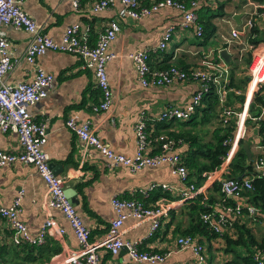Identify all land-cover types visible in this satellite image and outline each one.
<instances>
[{"label": "crops", "instance_id": "1", "mask_svg": "<svg viewBox=\"0 0 264 264\" xmlns=\"http://www.w3.org/2000/svg\"><path fill=\"white\" fill-rule=\"evenodd\" d=\"M93 1L76 0L77 4L73 6L70 0H24L20 8L31 18L37 31L55 41L61 38L67 26L76 24L79 33L84 34L88 43L93 45L110 20L117 22L119 31L108 45L107 51L111 58L104 67L109 89V105L106 110L93 109L99 103L101 93L96 86L93 71L81 68L80 60L75 55L46 50L36 56L32 63H27L24 52L30 34L10 25L2 26L7 50L13 62L12 68L4 76V81L8 84L29 82L36 69L52 76L45 96L29 105L27 110L31 119L43 124L45 128L46 137L42 149L48 155L50 169L53 175L62 179L64 195L89 230L90 240L103 238L109 222L115 217L111 206L112 198H133L146 206H152L160 198L170 201L177 198L182 183L165 164L144 167L137 171L115 164L72 134L65 126L66 120L73 118L79 123L87 122L97 138L113 153L133 159L136 149L133 128L136 121L143 118L147 130L145 155L161 152L160 137L172 138L180 134V142L174 144L168 153H177L183 158L186 154L194 153L195 147L185 140V133L209 142V137H213V130L215 132L216 129L215 120L206 115L207 124L204 125L203 133H200L197 129L190 131L189 123L192 121H159L155 118L165 107H184L197 89L198 83L186 80L167 87H143L136 76L130 55L145 51L151 68L173 63L183 69L200 67L203 55L208 58L219 56L229 79L231 65L240 67L238 63L244 57L243 52L249 57L246 50H240L241 44L237 40H231L229 36L230 29L237 27V23L243 19L241 13L244 11V0H228L223 7V15L210 19L213 31L206 41L198 40L191 29L178 28L181 16L176 9L161 8L139 20H132L118 17L119 0H111L107 9L98 12L90 10ZM138 1L147 5L155 0ZM196 1L198 18L200 10H208L211 14L217 7L212 0ZM235 14L238 15V22L233 18ZM170 26L174 27L170 40L163 49H158L157 43L164 30ZM239 39L243 41L245 37L240 36ZM221 49H225L229 55L228 62L220 56ZM245 71L242 72L243 76H246ZM234 75L242 77L239 71L234 72ZM227 102L228 100L224 104ZM200 105L205 106L202 102ZM230 106L235 108L237 104ZM202 115V111L196 112L191 120L198 118L201 123H205ZM216 122L220 127L218 120ZM206 133L207 138L204 139ZM253 134V131H247L238 147L241 148V142L245 140L250 159L256 151L251 141ZM19 149L15 133L0 132V150L16 153ZM186 170L191 174L187 181L193 183V172L187 166ZM151 184H165L168 190H148ZM19 192V219L31 236L38 234L46 219H51L64 230L59 235L50 229L40 244L29 245L39 247L32 249L31 256L39 257L40 261L26 264L53 263L64 256L65 251L77 248V242L62 213L56 208L48 207L45 184L33 166L24 163L0 166V206H7ZM208 193L214 198L218 197L212 190ZM191 204L192 200H188L173 206L151 235L149 220L127 217L119 228L121 239L136 244L143 251L167 252L175 245L176 237L184 235L181 232L189 225L188 209ZM217 209L221 210L219 207ZM10 234L9 225L0 218V264H8L5 259L6 248L10 247L9 244L12 245L9 242ZM205 245L204 264H225L226 260L232 258L231 253L222 251L220 239H210L209 244ZM24 256L25 252H17L16 260L12 259L10 264H17ZM97 256L98 264H147L134 263L123 249L114 255L99 251ZM192 257L190 249L185 248L168 254L162 262L155 264H188Z\"/></svg>", "mask_w": 264, "mask_h": 264}, {"label": "built area", "instance_id": "2", "mask_svg": "<svg viewBox=\"0 0 264 264\" xmlns=\"http://www.w3.org/2000/svg\"><path fill=\"white\" fill-rule=\"evenodd\" d=\"M24 0H0V132L11 131L17 135L19 151L16 153L0 150V166L14 163H24L33 166L34 170L43 180L48 196V207L58 209L77 242V248L67 250L58 261L48 264H98V252L105 251L116 254L119 250H125L129 259L134 263L155 264L162 262L168 254L188 248L192 252V259L188 264H204L206 251L201 243L189 235L176 237L175 245L167 252H149L139 249L136 244L121 239L120 226L127 217L137 220H149V234L151 235L160 226L162 219L173 206L194 199L197 195L206 194V188L213 182L219 183V189L224 196L230 197L239 190L251 189L250 179L245 176L240 181L230 177H223L227 165L232 160L239 147V141L247 135V131H253L251 141L255 154L249 160L251 172L264 175V39H256L254 43L248 41L255 35L250 34V29L256 19L264 26V3L255 4L250 0H244L243 19L237 23V27L231 28L229 36L231 40H237L241 44L242 51L249 54L246 66V83L242 90L231 88L223 61L219 56L208 58L203 55L200 67L182 69L175 65L166 68H151L148 63V54L138 51L130 55L136 76L143 87H167L178 81L193 80L198 83L197 89L190 96L189 102L184 107H165L156 115L155 120H189L196 107L200 106L202 97L210 91L216 96L217 120L222 128L231 124L229 136L222 141L226 146L225 154L220 165L211 172H202V180L199 184L188 182V173L182 162V157L177 153H168L175 144L172 138L160 137L161 152L156 155H145L147 142V130L145 120L140 118L134 124V136L136 149L133 159L113 153L95 135L87 122L79 123L73 118L65 122L66 128L86 145L96 149L101 156L111 160L115 164H122L130 171H137L144 167H156L162 164L168 165L170 172L178 177L182 183L175 199L166 200L160 198L152 206H146L133 198H112L111 206L115 217L109 222L106 234L101 239L90 240L89 230L84 226L80 217L72 207L63 192L62 179L53 175L47 153L42 149L45 142L46 131L41 123L31 119L27 110L28 106L45 96L52 76L41 69H36L29 82L8 84L4 81L5 74L12 68V60L7 50V43L2 26L10 25L16 29H22L30 34V40L25 48L24 59L32 63L36 56L46 50L66 52L75 55L80 60L81 68H89L93 71L96 86L100 90L99 103L94 110H106L109 105V89L105 74V63L111 58L108 53V45L119 31L115 20H110L98 34L93 45L88 43L87 37L79 33L76 24L67 26L58 41L35 29L29 16L20 8ZM76 6V0H70ZM111 0H94L90 10L98 12L107 9ZM119 18L139 20L158 9L173 8L180 13L178 28L191 29L195 37L200 38L202 27L198 22L196 0H155L147 5L140 4L138 0H119ZM259 10V11H258ZM174 27L166 28L157 43L158 49H163L170 40ZM244 36L243 41H239ZM248 56V55H247ZM222 62H221V61ZM223 68L220 69V65ZM233 93L241 96V102L237 107L225 106L227 95ZM159 188L168 190L165 184H151L148 190ZM19 192L7 206H0V218H3L10 227L9 242L13 246L22 244H40L48 230L53 229L59 235L64 233L62 228L54 224L51 219H46L39 232L31 236L23 222L19 219ZM241 202L233 207L215 205L210 213L200 215L202 222L209 224L214 231H220L224 215H238ZM249 215H254L256 209L250 204H244ZM219 207L221 210H218ZM217 213V214H216ZM264 251H256L253 260L256 264H262Z\"/></svg>", "mask_w": 264, "mask_h": 264}, {"label": "trees", "instance_id": "3", "mask_svg": "<svg viewBox=\"0 0 264 264\" xmlns=\"http://www.w3.org/2000/svg\"><path fill=\"white\" fill-rule=\"evenodd\" d=\"M212 1H214L217 5L214 12L209 15H206L208 10H200L199 12L200 17L198 18V22L202 27V34L198 40L202 39V41H206L210 37L213 31V25L211 24L210 19L214 16L221 17L223 15V7L228 0ZM250 1L255 4L264 3V0ZM250 34L255 35L253 38H248V41L251 43H254L256 39H264V26L260 25L259 19L255 20L253 26L250 29ZM248 60L249 58L246 56L243 58V63L247 65ZM168 65L175 64H164L160 66V68H166ZM236 71L241 73V70H239L237 65H231L228 85L236 90H242L244 84L246 83L247 77H235L234 72ZM229 96H231V99ZM241 99V96L229 93L226 98V101L228 100V102L224 105L228 107L234 104L239 105ZM201 102L204 103L205 106L202 107L200 105L196 107L192 117L196 112L202 111L203 115L201 118L206 121V115L208 117L210 111H212L216 106V96L214 95L213 91L205 94L202 97ZM192 117L187 121H192ZM228 125L229 126L225 128H216L219 131L217 133H215L213 130V137L209 142H203L195 135L185 133V140L195 146L194 153L189 155L186 154L182 158L184 166H187L190 168V171L193 172V183L199 184L202 180V172H211L220 165L226 151V146L222 143V141L225 137L229 136L231 130V124L228 123ZM179 136L180 134H178V136H172L175 144L180 142L181 136ZM188 150L191 149L188 148ZM226 169L227 170L223 174V177H230L240 181L241 178L247 176L250 179L251 189L239 190L234 195L226 197L220 191L218 182L211 183L206 188V194L204 197L202 195H197L194 199H192V204L188 209L189 225L181 232V234L189 235L193 238L197 237V241L201 243L205 249V244H209L210 239H220L222 242V251L232 254V258L226 260L225 264H256V262L253 260L254 253L260 250L262 252L264 251V175H257L251 172V166L248 162H246L245 154L241 148H238ZM210 190L214 191L218 197L214 198L213 195L209 194L208 192ZM237 202L242 203V205L239 206L238 215H224L220 231H214L212 227L209 226V224L202 222L200 215L212 212L215 205L233 207ZM244 204L252 205L256 209L255 214L249 215ZM255 222H258L259 225L263 227L259 237H256L251 232V224L254 225ZM9 246L10 247L6 248L7 255L5 259V262H8V264H10L12 259L16 260L17 252H25L24 258L21 257L17 264H26L39 260V257L31 256L32 249L39 248L37 246H29L26 244L19 246H13L9 244ZM14 264H16V262ZM262 264H264V259Z\"/></svg>", "mask_w": 264, "mask_h": 264}, {"label": "rangeland", "instance_id": "4", "mask_svg": "<svg viewBox=\"0 0 264 264\" xmlns=\"http://www.w3.org/2000/svg\"><path fill=\"white\" fill-rule=\"evenodd\" d=\"M210 14V11H208L207 13H206V15H209ZM243 56L244 57H242V58H240V60H239V68L241 69V67H242V71H241V75L243 76L244 74L242 73V72H244V70H246L245 69V64L243 63L244 61H243V58H245L246 56H247V54H245V52H243ZM249 61V60H248ZM209 117H211V119L213 118L215 121H214V124L216 125V128L218 127V125H217V122H216V120H217V108H216V106L214 107V109L212 110V111H210V113H209ZM207 124V121L204 123V122H200L199 121V119L198 118H194L193 120H192V122H190L189 123V128H190V131H195L196 129L198 130V132H200V133H203V129H204V125H206ZM219 124V123H218ZM208 127H210V126H208ZM221 127V126H220ZM219 127V128H220ZM217 132H219L218 131V129H215V133H217ZM205 136H203V138L204 139H206L207 138V133L206 134H204ZM211 139L212 138H210L209 137V141H211ZM204 142V141H203ZM205 142H208V141H205ZM191 176V174H189V176H188V178ZM251 232H252V234H254L256 237L258 236L259 237V235L261 234V231L263 230V227H261V225H259V223L258 222H255V224L254 225H252L251 224Z\"/></svg>", "mask_w": 264, "mask_h": 264}, {"label": "water", "instance_id": "5", "mask_svg": "<svg viewBox=\"0 0 264 264\" xmlns=\"http://www.w3.org/2000/svg\"><path fill=\"white\" fill-rule=\"evenodd\" d=\"M233 18H234L235 22H238V15L237 14H235L233 16ZM219 54L223 58V60L225 62H228L229 61V55L226 53L225 49H221L220 52H219ZM241 149L244 151L246 160L249 161L250 160V152L248 150L247 143H246L245 140H243L241 142ZM71 201L73 202L75 200H71Z\"/></svg>", "mask_w": 264, "mask_h": 264}]
</instances>
